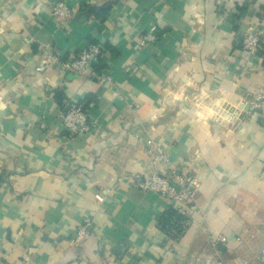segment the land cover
Wrapping results in <instances>:
<instances>
[{"label": "crops", "instance_id": "0c3cea01", "mask_svg": "<svg viewBox=\"0 0 264 264\" xmlns=\"http://www.w3.org/2000/svg\"><path fill=\"white\" fill-rule=\"evenodd\" d=\"M56 1L0 0V264H208L218 234L229 264H259L264 104L247 114L243 102L264 80V42L250 54L242 36L251 27L264 41V0H66L68 29L51 15ZM147 32L157 40L140 46ZM91 42L103 46L93 72L120 95L101 79L36 70L43 48L73 57ZM70 102L90 132L63 129ZM148 138L176 167L190 163L196 207L117 182L148 171ZM170 207L182 216L165 229ZM87 221L89 238L73 245Z\"/></svg>", "mask_w": 264, "mask_h": 264}, {"label": "built area", "instance_id": "2783aa9c", "mask_svg": "<svg viewBox=\"0 0 264 264\" xmlns=\"http://www.w3.org/2000/svg\"><path fill=\"white\" fill-rule=\"evenodd\" d=\"M226 4H237L240 2L252 3L256 0H223ZM51 15L55 18L61 28L68 29L73 17V8L66 0H57L51 5ZM157 40L156 33L147 32L140 38V46H145L150 42ZM262 42V37L251 27L247 28L242 36V49L250 54H256ZM46 53V61L41 62L36 67L38 72H42L45 68L56 66L64 73H71L81 77H93L101 79L109 86H112L118 95L121 94L120 88L116 86L113 78L110 75H101L93 72L92 64L101 57L103 46L97 42H91L82 47L79 52L73 57L63 56L54 47L43 48ZM244 107L247 114L261 108L264 104V80L258 90L252 93L244 102ZM59 120L62 123L63 129L72 134H85L90 132L94 126V122L90 119L88 112L83 104L78 102L68 103L60 112ZM146 165L148 171L129 172L117 177L119 184H127L137 188L143 192H152L161 196L164 200L176 207L195 206L196 193L201 185L198 176L195 174L190 163L184 162L179 167L170 162V158L166 149L161 146L153 138H148L146 141ZM167 165L174 178H170L162 172V166ZM96 199L100 202L104 201L101 194H96ZM196 207V206H195ZM93 223L85 222L78 226L76 237L72 244L80 246L90 236L93 228ZM221 245H228V238L224 234H218L211 239L212 252L206 255L208 264H229L223 257ZM0 245V262L2 260V250ZM259 264H264V248L261 249L257 257ZM243 264H255L254 261L243 260ZM102 264H118L117 260L111 256L105 255L102 258Z\"/></svg>", "mask_w": 264, "mask_h": 264}, {"label": "trees", "instance_id": "16d2710c", "mask_svg": "<svg viewBox=\"0 0 264 264\" xmlns=\"http://www.w3.org/2000/svg\"><path fill=\"white\" fill-rule=\"evenodd\" d=\"M181 216L182 215L176 209L170 207L161 219L162 227H165V229L170 228L173 225V220L181 218Z\"/></svg>", "mask_w": 264, "mask_h": 264}]
</instances>
